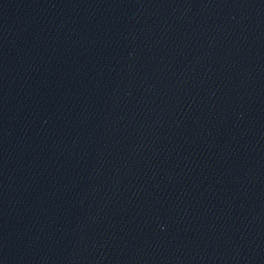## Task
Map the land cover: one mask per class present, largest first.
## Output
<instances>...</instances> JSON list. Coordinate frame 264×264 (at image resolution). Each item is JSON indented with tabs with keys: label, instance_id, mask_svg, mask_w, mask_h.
Listing matches in <instances>:
<instances>
[{
	"label": "water",
	"instance_id": "water-1",
	"mask_svg": "<svg viewBox=\"0 0 264 264\" xmlns=\"http://www.w3.org/2000/svg\"><path fill=\"white\" fill-rule=\"evenodd\" d=\"M0 264H264V0H0Z\"/></svg>",
	"mask_w": 264,
	"mask_h": 264
}]
</instances>
